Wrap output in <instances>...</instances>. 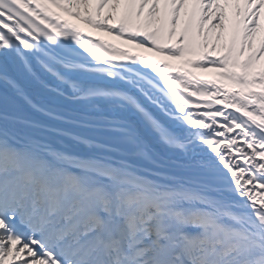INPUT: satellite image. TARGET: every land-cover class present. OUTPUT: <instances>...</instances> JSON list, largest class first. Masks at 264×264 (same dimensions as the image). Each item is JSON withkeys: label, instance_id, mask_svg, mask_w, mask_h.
I'll return each mask as SVG.
<instances>
[{"label": "snow or ice", "instance_id": "6c2138e0", "mask_svg": "<svg viewBox=\"0 0 264 264\" xmlns=\"http://www.w3.org/2000/svg\"><path fill=\"white\" fill-rule=\"evenodd\" d=\"M262 62L264 0H0V264H264Z\"/></svg>", "mask_w": 264, "mask_h": 264}, {"label": "bare ground", "instance_id": "6f19581e", "mask_svg": "<svg viewBox=\"0 0 264 264\" xmlns=\"http://www.w3.org/2000/svg\"><path fill=\"white\" fill-rule=\"evenodd\" d=\"M53 11H55V9H53ZM62 19H65V20H68L69 23H72V24H75L76 26L82 28L84 30L85 33L87 34H90V38H94V37H100L104 40H107L111 43H116V44H120L121 42L120 41H116L114 40L111 36H107L106 34L104 33H100V32H97L96 30L94 29H91V28H88L87 26L83 25L80 21L78 20H74L72 19L71 17H68L66 15H64L63 13H58ZM130 47V46H128ZM136 51H140V50H136ZM144 55H148V56H151L152 58L154 59H162V57H157L156 54L154 53H142ZM195 57H193L194 59ZM170 63H173V64H179L180 62H176V61H171ZM190 71H193L196 75H200V76H203L205 78H215L216 74L213 73V72H208V73H201V72H198L197 70L195 69H189ZM230 88V90L232 91H236L238 90L236 88V86L234 85H229L228 86Z\"/></svg>", "mask_w": 264, "mask_h": 264}, {"label": "rangeland", "instance_id": "374dc122", "mask_svg": "<svg viewBox=\"0 0 264 264\" xmlns=\"http://www.w3.org/2000/svg\"><path fill=\"white\" fill-rule=\"evenodd\" d=\"M262 63H264V62H262Z\"/></svg>", "mask_w": 264, "mask_h": 264}]
</instances>
